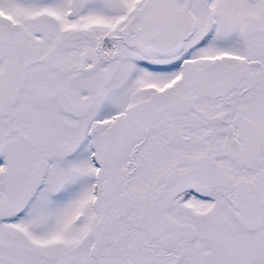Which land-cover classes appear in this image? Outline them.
Returning <instances> with one entry per match:
<instances>
[{
	"label": "snow or ice",
	"instance_id": "snow-or-ice-1",
	"mask_svg": "<svg viewBox=\"0 0 264 264\" xmlns=\"http://www.w3.org/2000/svg\"><path fill=\"white\" fill-rule=\"evenodd\" d=\"M0 264H264V0H0Z\"/></svg>",
	"mask_w": 264,
	"mask_h": 264
}]
</instances>
